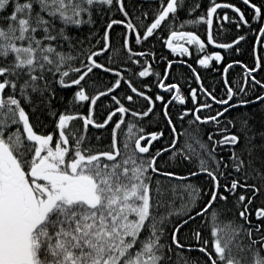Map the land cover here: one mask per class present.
Returning <instances> with one entry per match:
<instances>
[{"label":"snow or ice","instance_id":"snow-or-ice-1","mask_svg":"<svg viewBox=\"0 0 264 264\" xmlns=\"http://www.w3.org/2000/svg\"><path fill=\"white\" fill-rule=\"evenodd\" d=\"M149 2L151 14L130 15L125 0H0V264H264V76L256 75L264 73V48L256 46L264 44V3L242 0L249 20L241 8L216 0L194 17L199 0ZM185 7L190 18L181 20ZM222 8L236 15L221 17ZM221 20L245 34L218 42L214 21ZM200 24L207 25L206 42L196 31L178 30ZM114 26H122L127 53L119 62L112 59L120 53L111 45ZM245 29L255 34L253 64H224L221 94L205 88L187 64L200 85L191 89V108L178 83L161 78L174 61L162 72L151 67L161 39L181 56L191 53L177 41L196 46L204 53L196 59L201 66L221 63L220 50L241 52ZM132 33L136 45L151 39L153 46L135 51ZM206 44L220 50L209 54ZM233 65L241 67L242 84L227 77ZM94 71L112 74L110 87L99 90ZM156 89L169 101L161 91L153 95ZM106 97L98 119L96 106ZM172 102L180 105L175 112ZM153 113L169 129L155 152L150 146L163 131H145L132 119ZM89 126L110 128L109 143L93 139ZM199 176L207 189L189 180ZM229 211L232 219H223ZM193 251L194 258L185 254Z\"/></svg>","mask_w":264,"mask_h":264},{"label":"trees","instance_id":"trees-1","mask_svg":"<svg viewBox=\"0 0 264 264\" xmlns=\"http://www.w3.org/2000/svg\"><path fill=\"white\" fill-rule=\"evenodd\" d=\"M196 2L197 0H188V3L195 4ZM216 2L217 3H232L236 5L237 7L241 8V10L245 12L246 17L249 20L251 19L252 12L246 5L243 4L242 0H216ZM254 2H256L259 5V4L264 3V0H254ZM125 3L127 4V8H128L130 15L133 12L139 15L141 11H148L149 14H151V12L154 10L153 4L150 3L149 0H125ZM199 3L201 4V8L197 9L196 12L193 13V17L195 15L200 14L201 11L206 12V7L208 6L209 0H199ZM137 5H140L141 7L138 8L136 7ZM218 12L221 17H223L225 12H227L230 17L236 15L232 9L222 8V9H219ZM179 16L181 20L185 18H190L188 17L186 7L184 10L179 12ZM117 17H119V14H117ZM256 23L258 22H253V26H255ZM221 24L223 25V28H221ZM86 28L87 26H85V29ZM121 28L122 26H114V30H112V40H111L112 48L120 49L119 55H112V59L117 62L123 61L127 55L126 51L122 48V42H121L120 35H119ZM178 30L196 31L197 34L201 36L202 40H204L205 42L207 40V25L206 24H200L197 26H184L183 28H180ZM245 31H247V37L243 42L240 43L241 52L239 54L235 53L234 50L231 54H229L227 50H220L214 47L213 45L206 44V49L209 54L212 50H220L222 57H223V60L221 61V63H215L214 61H212L207 67L201 66L196 63V59H198L200 55L204 54V53H199L197 51L196 46L187 45L185 41H177L178 43H184L185 46L189 48V51L191 53L190 55L186 54L184 56H181L179 53H172L171 50H169L168 48L162 47L164 41L161 39L158 43H155V59L153 60L152 57H149L151 67L154 70L162 72L163 68L167 67L168 59L174 61L173 66L169 69L170 76L168 77L161 76V78L165 79L166 82L169 84L178 83V86L180 87L182 94L185 96V102H186L187 107L191 108L193 106L192 100H191V89L196 88L199 90L200 85L196 83L195 75L192 73L191 69L187 67V64L191 63L192 66L197 69V74L201 77V83L204 85L205 88L209 90L214 89L217 95L221 94V88H222L223 81L225 78V71L223 67L224 64H228L234 59H238L246 64H253L254 57L251 54V49H252L253 44H256L255 34L249 29H245ZM237 33H239L240 35L245 34L244 31L236 29L234 23L225 22L223 20H221L220 23H216L214 21V33L213 34L216 37L218 42H230L232 39H235V36ZM161 35L166 37L167 30L161 33ZM153 44H154V41L150 39L148 44L146 45H143V46L136 45L135 44V33L131 34V46L134 48L135 51H143L147 48L152 47ZM256 46L257 48H264V44H256ZM109 54L111 55V53ZM161 55L165 56L166 59L160 60ZM100 60L101 62L107 65L109 63V56L102 55L100 57ZM136 71H139V67H136ZM125 75L127 76L128 74L125 73ZM256 75L258 78H260L261 76H264V73H261L258 71ZM227 77L230 81L233 79L239 78V82L242 84L243 83V72L241 70V67L239 65H233L231 69L229 70V72L227 73ZM90 78L96 80L99 90H103L105 86L110 87V81L114 80V77L112 74L98 72V71H94ZM136 79H137L136 77H133L134 81ZM143 79L146 82L148 80V78H143ZM152 79H156V77L153 76ZM136 86L140 87L138 83L136 84ZM96 90L97 89H89V93L94 94ZM123 91H127L130 93V89H126V86L124 85L121 86V92ZM155 91L163 92L165 95V102L169 101L170 96L163 89L154 90L152 93L153 95H155ZM117 95H120V93H117ZM132 95L135 98V94H132ZM124 102L126 103V105L130 107H134V108H140L143 105V101H140V104H129V102H127L126 100ZM109 103H110V97H106L105 99L100 100L99 105L96 106V113H97L98 119L100 118V113H101L100 105H103L105 108H107ZM179 108H180V105L178 102L170 103V111L175 112V109H179ZM155 111L162 113V102L160 101L156 102ZM104 115H106V111L104 112ZM116 118L118 119L119 117L117 116ZM132 119H133V122L136 123L138 126L140 125L144 126L145 131H161V130L163 131L164 133L163 139H159L158 142L157 141L153 142V145L150 146L153 152L165 146V142L168 141L169 129L166 126V123L163 121L162 116L160 118H157L155 116V113H153V114H150L149 118H145L144 121H138L135 118H132ZM260 119L261 117L259 113H257V121H256L257 124L259 123ZM79 126H80V130L83 131L82 121L79 122ZM72 127L73 129H75L77 125L73 124ZM106 129L107 130L93 129L91 126H89L88 134L92 136L93 139L97 135L101 136L103 138L104 144L107 145L110 141L111 131H110V128H107V126H106ZM126 129H127V122H125V124L120 129V134L123 135ZM161 156H162V162L164 160H167L166 155L162 153ZM169 167L174 168L177 172L183 173V168L181 166L169 165ZM189 180H191L193 183L197 184L198 186H202L204 189H207L208 187V182L204 179L203 176H199L196 178H189ZM262 199H264V197H262ZM260 202L261 200L257 199L255 204L253 205V214H252L253 220H255L254 209L256 206H259ZM218 207H220V205H218ZM233 214L234 213L232 211H229L226 213L223 219L230 220L232 219ZM198 224H199V221H197V225ZM183 235L184 233L182 232L181 233L182 238H183ZM185 254L190 255L193 258L198 255V253L195 251L191 253L185 252Z\"/></svg>","mask_w":264,"mask_h":264},{"label":"water","instance_id":"water-1","mask_svg":"<svg viewBox=\"0 0 264 264\" xmlns=\"http://www.w3.org/2000/svg\"><path fill=\"white\" fill-rule=\"evenodd\" d=\"M215 47V45H213ZM147 139V138H146ZM155 142V141H154Z\"/></svg>","mask_w":264,"mask_h":264},{"label":"flooded vegetation","instance_id":"flooded-vegetation-1","mask_svg":"<svg viewBox=\"0 0 264 264\" xmlns=\"http://www.w3.org/2000/svg\"><path fill=\"white\" fill-rule=\"evenodd\" d=\"M170 50V49H169ZM143 143V142H142Z\"/></svg>","mask_w":264,"mask_h":264}]
</instances>
